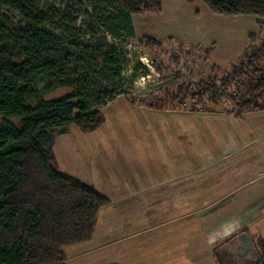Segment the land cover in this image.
I'll list each match as a JSON object with an SVG mask.
<instances>
[{"label": "trees", "instance_id": "1", "mask_svg": "<svg viewBox=\"0 0 264 264\" xmlns=\"http://www.w3.org/2000/svg\"><path fill=\"white\" fill-rule=\"evenodd\" d=\"M87 1L92 25L79 36L76 29L56 25V10L44 9L42 0H0V264H67L65 250L90 243L101 210L111 204L60 172L55 137L73 127L93 133L105 124L101 110L125 95L129 63L123 49L109 39L136 40L133 17L162 13L163 4ZM201 1L218 16L264 19V0ZM3 9L18 14L23 23L16 25ZM85 35L89 42H82ZM139 42L149 49L162 45L148 37ZM136 69L138 74L148 72L141 65ZM59 90L72 93L45 99ZM249 93V98L241 92L233 97L232 114L264 111V75L253 79ZM256 248L257 264H264V241Z\"/></svg>", "mask_w": 264, "mask_h": 264}, {"label": "rangeland", "instance_id": "2", "mask_svg": "<svg viewBox=\"0 0 264 264\" xmlns=\"http://www.w3.org/2000/svg\"><path fill=\"white\" fill-rule=\"evenodd\" d=\"M160 1L163 4L162 13L135 15L137 16L138 40L114 41L112 38L109 39L120 46L128 56L129 63L127 62L125 66L123 83L125 95L118 97L117 102L103 110L106 124L93 136L127 139L130 137L152 139L164 136L168 137L165 140L170 142L171 139L176 138V131L172 130L168 121L175 120V122L186 126H194L195 137L192 136L191 138L195 139V142H193L195 145L192 146L195 150V156L190 157V159L196 169H203L204 165L208 166L210 162H213L211 159L217 160L218 156H213L214 154L222 156V154L224 155L234 148L235 142L233 141H227V146L225 147L226 142L223 136L228 133L230 139L234 128L231 127L233 124L230 123L229 125L226 117L221 115L232 114L231 112L235 110L233 97L240 92L244 96L251 94L249 93V86L253 79L264 75V19L245 16H218L213 14L201 0ZM42 6L46 10L50 8L56 10L59 16L55 21L56 25L62 26L66 30L76 29L79 36L85 34L88 26L92 25L87 15L91 14L87 0H80V2L77 0H42ZM3 11L8 13L16 25L23 23L18 14L9 12L6 9H3ZM259 22L263 23L261 28L258 25ZM47 28L52 29L53 26L48 25ZM57 33L61 34L58 30ZM144 35L161 40L162 45L157 49H149L143 46L139 40ZM251 35L255 36L254 40L250 39ZM168 37L173 38L168 39ZM209 37L214 39V42L215 40L217 41L218 48L216 42L202 41L203 39H209ZM198 39L202 40L199 41ZM89 41L90 38L86 35L82 39V42ZM215 49L217 51L212 58ZM258 50L260 55L257 52ZM138 65L146 68L148 72L146 74H138L136 69ZM134 76L137 77L134 78ZM71 93L70 90H59L47 95L45 99L62 98ZM249 96L246 98H249ZM157 103L161 106L160 109H157L160 107L158 105L156 109L148 107L150 104ZM132 106L145 107L150 111L166 109L177 113H196L200 115L168 118L162 114L144 113L142 110L135 111ZM204 111H209V113ZM162 126L164 129H161ZM90 134L73 127L67 136L57 135L55 137L53 151L55 147L57 152L60 151L59 161H61L63 169L66 168L77 172L76 161L78 155L75 151L73 158L62 155L61 149L59 150L61 143L75 144L79 139L92 136ZM171 143H173L172 146L175 149V140L174 142L171 141ZM192 147L190 146V150ZM181 148L184 149V146H181ZM209 150H211L212 155L207 154ZM151 152L153 151L151 150ZM182 153L179 159L180 162L189 158L187 153ZM238 158L237 156L231 157L226 163L231 165ZM148 160L145 161L147 166L142 170V174H151L154 170V167L152 168L153 161ZM174 160L176 161L177 157H174ZM155 163L157 165L161 164L164 168L167 167V162L164 163L163 159L156 160ZM245 164L248 163L245 162ZM88 168H90V165ZM132 168L134 169V172L132 171L134 174L139 171L138 165L135 168L134 163ZM233 174H236V171ZM196 179L197 186L201 185L202 188L201 190H198L200 189L198 188L197 191H203L205 182L203 179L199 181L198 177ZM229 179L231 181V178ZM149 180L153 181L150 177ZM99 188H101L99 193L109 199L114 198L122 201L123 194H126V198H128V192L126 191L115 193L107 185H100ZM148 190L153 196L160 195L161 197L155 200L152 199L149 202L150 207H152L149 208L147 213L159 212L164 224L149 236L140 238L137 241L139 248L134 249V252L129 250L128 253L112 257L106 254L98 259L81 258L76 260L80 249L71 247L65 250L70 259L69 264L258 263L259 254L257 250V254L253 257L240 258L235 255L237 248L243 246V244L240 240V235L230 236L235 232L230 225L227 226L228 229L230 228L228 231L229 236H226L227 232L222 231L224 227L221 224L219 225L220 227L214 228L212 236H207L204 232L203 226H207L208 222L212 225H218L217 223L229 214L236 212L235 209L220 210L223 212L222 214L219 213L212 216L209 219L210 221H208L196 208V210L193 209L195 212L186 219L179 222L171 221L176 217V210L171 207H176L177 201L175 199L171 200V194H165L166 192H161L160 194V188L157 190L149 188ZM162 190L164 191L165 188L163 187ZM133 200L138 199L133 198ZM128 202L133 201L131 199ZM187 205L189 204L180 203L177 207ZM122 207L124 206L122 205ZM128 210L131 212L132 219H141V216H143V213H140L137 202ZM261 221L262 223L259 226H253L255 231L252 232L253 241L251 242L255 248L261 241H264V218ZM109 227L104 224V219L102 218L100 219L97 232H102ZM136 228L139 229V226L136 225ZM259 231L263 233V236H260L261 233ZM232 245H234V249L230 253L229 250Z\"/></svg>", "mask_w": 264, "mask_h": 264}, {"label": "crops", "instance_id": "3", "mask_svg": "<svg viewBox=\"0 0 264 264\" xmlns=\"http://www.w3.org/2000/svg\"><path fill=\"white\" fill-rule=\"evenodd\" d=\"M136 17L134 16L133 19L136 40H138ZM141 37L153 38L148 35ZM198 40L200 41L202 39ZM204 40L213 41L214 39L209 37V39H203L202 41ZM215 42L217 43L216 40ZM216 51L217 49L213 51L212 58ZM117 101L118 99L113 103ZM113 103H110L101 110L103 115V110ZM132 107L135 111L142 110L144 113L162 114L168 118L200 115L196 113H177L167 111L166 109L150 111L145 107ZM221 116L226 117L228 124L230 125L231 123L234 126H231L234 130L232 131L230 139L228 133L223 136L226 142L225 147L227 146V141L235 142V146L229 152H226L224 155L222 154V156L214 154L213 156H218V158L216 157L217 160L211 159L213 162H210L208 166L204 165L203 169H196L190 159V157L195 156V150L192 147L195 145L193 143L195 139L191 138L192 136L195 137L194 126H186L185 124L175 122V120L168 121L172 130L176 131V138L171 139L169 142L165 140L168 137L164 136H158L152 139L146 137H130L127 139L93 136L106 124L105 118V124L97 131L91 133L90 135L92 136L79 139L75 144L62 142L63 144L61 143L59 146L61 154H64L65 157L70 156L73 158L74 151L78 155L76 161V166L78 167L77 172L61 167V161H59L60 151L57 152L55 147L54 153L57 158L58 169L61 173L90 186L97 192L101 189L99 188L100 185H107L115 193L119 191L128 192V198H126V194H123L124 203L123 200L109 199L106 197L111 204L101 210L93 240L90 243L73 247L80 249L76 260H80L81 258L98 259L106 254L112 257L114 255L128 253L129 250L134 252V249L139 248L137 241L140 238L149 236L164 224L159 212L147 213L149 212V208L152 207H150L149 202L152 199L155 200L161 197L160 195L153 196L149 193V188L154 190L160 188V194L161 192L171 194V200L173 201L175 199L177 206L180 203L189 204L182 207L172 206L171 208L176 210V217L171 221L179 222L186 219L195 212L196 208H198L200 214L208 219V221H210L209 219L212 216L219 213L222 214L223 212L221 211L235 209L236 212L229 214L222 221L218 222V225H212L210 222H208L209 224L207 226L204 225L203 229L205 234L212 236L214 228L220 227L219 225L221 224L224 227L222 231L227 232L226 236H229L228 231L230 228L228 229L227 226L230 225L235 230L230 236H243L247 234L251 241H253L251 237L253 236L252 232L255 231L253 226H259L262 223L261 220L264 218V111L252 112L242 116L227 113ZM161 129H164V127L162 126ZM174 140L176 143L175 149H173V143H171ZM181 146H184V149ZM190 146L192 147L191 150ZM184 152L189 155V158L183 159L180 162L181 153L184 154ZM209 152L207 154L212 155L211 150ZM236 156L239 158L234 160L231 165L226 163L228 159ZM174 157H177L176 161ZM148 158L151 159L148 160ZM162 159L164 163L167 162L166 168L161 164L157 165L155 163L156 160ZM147 160L153 161L152 168L154 167V170L151 174H142V170L147 166L145 162ZM245 162L248 164H245ZM133 163L135 164V168L137 165L139 167V171L136 169L138 171L136 174L133 173ZM89 165L90 168H88ZM235 171L236 174H233ZM149 177L153 181L149 180ZM197 177L199 181L203 179L205 182L203 191H197L198 188H200L198 190L202 189L201 185L199 187L197 186ZM229 178H231V181ZM163 187L165 188L164 191L162 190ZM133 198H137L138 200H133ZM131 199L133 202H128ZM159 200L161 201V199ZM136 202L139 205L140 213H143L141 219H132L131 212L128 210ZM102 218L104 219V224L110 227L98 233L100 219ZM123 224L125 225L123 226ZM136 225L139 226V229L136 228ZM260 233V236H263V233ZM69 261L70 259L68 257L67 264H69Z\"/></svg>", "mask_w": 264, "mask_h": 264}, {"label": "water", "instance_id": "4", "mask_svg": "<svg viewBox=\"0 0 264 264\" xmlns=\"http://www.w3.org/2000/svg\"><path fill=\"white\" fill-rule=\"evenodd\" d=\"M240 240H242L243 242H245V246H243V251H251V252H253V254L254 255H256L257 254V252H256V248H255V246L252 244V242H251V240H250V238H249V236L248 235H243V236H241L240 237Z\"/></svg>", "mask_w": 264, "mask_h": 264}, {"label": "flooded vegetation", "instance_id": "5", "mask_svg": "<svg viewBox=\"0 0 264 264\" xmlns=\"http://www.w3.org/2000/svg\"><path fill=\"white\" fill-rule=\"evenodd\" d=\"M241 241H242V240H241ZM242 244H243V246H245V242L242 241ZM243 246H239V247L237 248L235 255H237V256L240 257V258H244V257H246V256H250V257L255 256V255L253 254V252H251V251H249V250H248V251H243V249H242ZM232 249H234V245L231 246V249L229 250L230 253H232Z\"/></svg>", "mask_w": 264, "mask_h": 264}]
</instances>
